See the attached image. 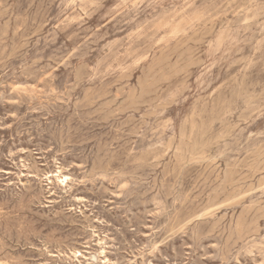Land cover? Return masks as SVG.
<instances>
[{
  "label": "rangeland",
  "instance_id": "rangeland-1",
  "mask_svg": "<svg viewBox=\"0 0 264 264\" xmlns=\"http://www.w3.org/2000/svg\"><path fill=\"white\" fill-rule=\"evenodd\" d=\"M263 155L264 0H0V264H264Z\"/></svg>",
  "mask_w": 264,
  "mask_h": 264
},
{
  "label": "bare ground",
  "instance_id": "bare-ground-1",
  "mask_svg": "<svg viewBox=\"0 0 264 264\" xmlns=\"http://www.w3.org/2000/svg\"><path fill=\"white\" fill-rule=\"evenodd\" d=\"M18 2H19V1H18ZM55 2H56V1H55ZM10 6H11V5H10ZM4 11H5V10H4ZM12 13H13V12H12ZM7 22H8V21H7ZM5 23H6V22H5ZM90 24H91V23H90ZM105 26H106V25H105ZM189 41H190V40H189ZM27 43H28V42H27ZM188 44H189V42H188ZM193 44H194V43H193ZM23 45H24V44H23ZM27 45H29V43H28ZM185 45H186V44H185ZM196 45H197V44H196ZM27 47H28V46H27ZM25 48H26V47H25ZM26 49H27V48H26ZM24 50H25V49H24ZM22 51H23V50H22ZM175 51H176V50H175ZM175 51H174V52H175ZM161 52H162V51H161ZM172 52H173V51H172ZM174 52H173V53H174ZM178 52H179V51H178ZM193 52H194V50H193ZM163 53H164V52H163ZM176 53H177V52H176ZM184 53H188V52L185 51ZM190 53H192V51H191ZM196 54H197V53H196ZM161 55H162V53H161ZM181 55L184 56V54H182V53H181ZM24 56H25V55H24ZM179 56H180V55H179ZM168 57H169V56H168ZM180 57H181V56H180ZM192 57H193V56H192ZM15 58H16V57H15ZM182 58H183V57H182ZM172 59H173V58H172ZM165 60H167V59H165ZM176 60H177V59H176ZM185 60H186V59H185ZM187 60H188V59H187ZM169 61H170V60H169ZM152 62H153V61H152ZM185 62H187V61H185ZM158 63H159V65H160V61H159ZM161 63H162V62H161ZM175 63H176V62H175ZM191 63H192V62H191ZM163 64H164V62H163ZM176 64H177V63H176ZM159 65H158V66H159ZM180 65H181V64H180ZM191 65H192V64H191ZM155 66H156V65H155ZM198 66H199V64H198ZM168 67H169V66H168ZM189 67H193V66H190V64H189ZM176 68H177V67H176ZM183 68H184V67H183ZM187 68H188V67H187ZM162 69H163V68H162ZM173 69H174V66H173ZM173 69H171V71H172ZM188 69H190V68H188ZM79 70H80V69H79ZM147 70H148V69H147ZM154 70H156V69H154ZM59 71H60V70H59ZM171 71H169V72H171ZM77 73H78V72H77ZM77 73H76V75H80V74H77ZM79 73H80V71H79ZM167 73H168V72H167ZM182 73H183V72H182ZM144 74H145V73H144ZM147 74H148V73H147ZM155 74H156V73H155ZM28 75H29V74H28ZM34 75H35V74H34ZM142 75H143V74H142ZM168 75H169V74H168ZM172 75H173V74H172ZM172 75H171V76H172ZM178 75H179V74H178ZM174 76H175V75H174ZM176 76H177V74H176ZM165 77H166V76H165ZM165 77H164V79H165ZM172 77H173V76H172ZM148 78H149V76H148ZM155 79H156V78H155ZM158 79H159V78H158ZM166 79H167V78H166ZM168 79H169V78H168ZM129 80H130V79H129ZM137 80H138V79H137ZM140 80H141V79H140ZM169 80H170V79H169ZM151 82H152V81H151ZM161 84H162V83H161ZM116 85H117V84H116ZM119 85H120V84H119ZM146 85H147V84H146ZM150 85H151V84H150ZM148 86H149V85H148ZM153 86H155V85H153ZM158 86H159V85H158ZM22 87H23V86H22ZM77 88H78V86H77L75 89H77ZM142 88H143V87H142ZM150 88H151V87H150ZM70 89H71V88H70ZM119 89H120V88H119ZM119 89H118V90H119ZM133 89H134V88H133ZM107 90H108V89H107ZM146 90H149V89H146ZM75 91H76V90H75ZM136 91H137V90H136ZM144 91H145V90H144ZM156 91H157V90H156ZM149 92H151V91H149ZM158 92H159V91H158ZM163 92H164V91H163ZM118 93H119V92H118ZM130 93H131V92H130ZM132 93H133V92H132ZM136 93H137V92H136ZM153 93H154V92H153ZM67 95H68V94H67ZM83 95L85 96V94H83ZM111 95H112V94H111ZM147 95H148V94H147ZM152 95H153V94H152ZM132 97H133V96H132ZM138 97H140V96H138ZM146 97H147V96H146ZM83 99H84V98H83ZM104 99H105V98H104ZM119 99H120V98H119ZM127 99H128V98H127ZM144 99H145V98H144ZM117 100H118V98H117ZM133 100H134V98H133ZM157 100H158V99H157ZM83 101H84V100H83ZM126 101H128V100H126ZM110 102H111V101H110ZM114 102H115V101H114ZM124 102H125V101H124ZM139 102H140V101H139ZM141 102H142V101H141ZM151 102H152V101H151ZM153 102H154V101H153ZM82 103H83V102H82ZM111 103H113V102H111ZM144 103H145V102H144ZM144 103H143V104H144ZM146 103H147V102H146ZM102 104H103V103H102ZM135 104H136V103H135ZM147 104H148V103H147ZM153 104H154V103H153ZM168 104H169V103H168ZM111 105H112V104H111ZM119 105H120V104H119ZM151 105H152V104H151ZM105 106H106V104H105ZM105 106H104V107H105ZM129 106H130V105H129ZM146 106H149V105H146ZM140 107H142V106H140ZM156 107H157V106H156ZM158 107H160V106H158ZM101 108H102V107H101ZM101 108L99 107V109H101ZM107 108H109V107L107 106ZM118 108H119V107H118ZM126 108H127V107H126ZM134 108H135V107H134ZM160 108H161V107H160ZM97 109H98V108H97ZM115 109H117V108H115ZM158 109H159V108H158ZM133 110H134V109H133ZM114 111H115V110H114ZM129 111H130V110H129ZM110 112H111V111H110ZM120 112H121V111H120ZM98 113H99V112H98ZM98 113H97V115H98ZM153 113H154V112H153ZM83 114H84V113H83ZM93 114H94V112H93ZM101 114H102V113H101ZM114 114H115V112H114ZM75 115H76V114H75ZM117 115H118V114H117ZM117 115H115V116H117ZM104 116H105V115H104ZM150 117H152V116H150ZM71 118H72V116H71ZM83 118H84V117H83ZM94 118H95V117H94ZM105 118H106V116H105ZM76 119H77V118H76ZM87 119H88V118H87ZM134 119H135V118H134ZM95 121H96V120H95ZM104 121H106V120H104ZM68 122H69V119H68ZM96 122H97V121H96ZM106 122H107V124H108V121H106ZM109 122H110V121H109ZM99 123H100V121H99ZM142 123H144V122H142ZM125 125H126V124H125ZM136 125H137V124H136ZM138 125H139V123H138ZM141 125H142V124H141ZM67 129H68V128H67ZM100 129H101V128H100ZM105 129H106V128H105ZM118 129H119V128H118ZM128 130H129V129H128ZM68 131H69V129H68ZM117 131H118V130H117ZM62 132H63V131H62ZM120 132H121V131H120ZM120 132H119V133H120ZM132 132H133V131H132ZM60 133H61V132H60ZM62 134H63V133H62ZM67 134H68V133H67ZM120 135H122V134H120ZM134 135H135V134H134ZM105 136H106V135H105ZM110 136H111V135H110ZM126 136H127V135H126ZM139 136H140V135H139ZM103 137H104V136H103ZM108 137H109V136H108ZM123 137H124V136H123ZM97 138H98V137H97ZM101 138H102V137H101ZM112 138H113V137H112ZM126 138H127V137H126ZM174 138H175V137H174ZM109 139H110V138H109ZM123 139H124V138H123ZM96 140H97V139H96ZM126 140H127V139H126ZM90 141H92V140H90ZM90 141H89V142H90ZM124 141H125V140H124ZM125 142H126V141H125ZM132 142H133V141H132ZM170 142H171V141H170ZM127 143H128V142H127ZM129 143H130V142H129ZM172 143H173V142H172ZM111 144H113V143H111ZM101 145H102V144H101ZM122 145H123V144H122ZM125 145H126V144H125ZM128 145H129V144H128ZM106 147H108V146H106ZM128 147H129V146H128ZM172 147H173V146H172ZM97 148H98V147H97ZM170 148H171V147H170ZM103 149H104V148H103ZM258 149H259V148H258ZM126 150H127V149H126ZM96 151H97V150H96ZM200 151H201V150H200ZM256 151H257V150H256ZM101 152H102V150H101ZM106 152H107V151H106ZM126 152H127V151H126ZM116 153H117V152H116ZM127 153H128V152H127ZM127 153H126V154H127ZM108 154H109V153H108ZM114 154H115V153H114ZM118 154H119V153H118ZM246 154H247V153H246ZM249 154H250V153H249ZM117 156H118V155H117ZM246 156H248V155H246ZM263 156H264V155H263ZM108 157H109V156H108ZM119 157H120V156H119ZM95 158H96V157H95ZM120 159H121V158H120ZM112 160H113V159H112ZM114 160H115V158H114ZM258 160H259V159H258ZM242 161H243V160H242ZM103 162H104V161H103ZM123 162H124V161H123ZM262 162H263V161H262ZM255 163H256V162H255ZM25 164H26V163H25ZM213 164H216L215 161H214ZM229 164H230V163H229ZM238 164L240 165V163H238ZM98 165H99V164H98ZM116 165H117V164H116ZM118 165H119V164H118ZM235 165H236V164H235ZM259 165H260V164H259ZM113 166H114V165H113ZM122 166H123V165H122ZM226 166H227V165H226ZM233 166H234V165H233ZM255 166H256V165H255ZM103 167H104V166H103ZM211 167H212V166H211ZM238 167H239V166H238ZM238 167H237V169H238ZM261 167H262V164H261ZM97 168H98V166H97ZM100 168H102V167H100ZM217 168H218V167H217ZM217 168H215V169H217ZM221 168H222V167H221ZM221 168H220V169H221ZM224 168H225V167H224ZM94 169H95V168H94ZM209 169H210V168H209ZM215 169H214V170H215ZM248 169H249V168H248ZM59 170H60V169H59ZM214 170H213V171H214ZM232 170H233V169H232ZM98 171H101V170H98ZM98 171H97V172H98ZM219 171H220V170H219ZM221 171H222V170H221ZM32 172H33V171H32ZM211 172H212V170H211ZM255 172H256V171H255ZM262 172H263V171H262ZM35 173H36V172H35ZM69 173H70V172H69ZM209 173H210V172H209ZM215 173H216V172H215ZM215 173H214V174H215ZM219 173H220V172H219ZM260 173H261V171H260ZM204 174H205V173H204ZM235 174H236V173H235ZM237 174H238V173H237ZM241 174H242V172H241ZM32 175H33V174H32ZM42 175H43V174H42ZM46 175H47V174H46ZM216 175H217V174H216ZM231 175H233V174H231ZM239 175H240V174H239ZM246 175L248 176V174H246ZM246 175H245V176H246ZM207 176H208V175H207ZM211 176H212V175H211ZM229 176H230V174H229ZM205 177H206V176H205ZM216 177H217V176H216ZM38 178H40V176H39ZM62 178H63V177H62ZM88 178H89V177H88ZM209 178H210V177H209ZM243 178H244V177H243ZM253 178H254V177H253ZM261 178H262V177H261ZM57 179H58V178H57ZM210 179H211V178H210ZM215 179H216V178H215ZM220 179H221V178H220ZM222 179H223V178H222ZM240 179H241V178H240ZM254 179H255V178H254ZM254 179H253V180H254ZM191 180H192V179H191ZM200 180H201V179H200ZM202 180H203V179H202ZM223 180H224V179H223ZM230 180H231V178H230ZM253 180H252V181H253ZM263 180H264V178H263ZM98 181H99V180H98ZM203 181H204V180H203ZM203 181H201V182L203 183ZM210 181H211V180H209V182H210ZM231 181H232V180H231ZM237 181H238V180H237ZM259 181H260V180H259ZM21 182H22V181H21ZM63 182H65V181H63ZM221 182H222V181H221ZM228 182H229V181H228ZM242 182H243V181H242ZM198 183H199V182H198ZM198 183H197V184H198ZM202 183H201V184H202ZM215 183H216V182H215ZM246 183H247V182H246ZM261 183H262V182H261ZM229 184H230V183H229ZM237 184H238V183H237ZM244 184H245V183H244ZM199 185H200V184H199ZM230 185H231V184H230ZM252 185H253V184H252ZM101 186H102V185H101ZM121 186H122V185H121ZM157 186H158V185H157ZM203 186H204V184H203ZM203 186H202V187H203ZM207 186H208V185H207ZM236 186H238V185H236ZM240 186H241V184H240ZM240 186H239V187H240ZM248 186H249V185H248ZM262 186H263V185H262ZM31 187H32V186H31ZM105 187H106V186H105ZM202 187H201V188H202ZM230 187H231V186H230ZM252 187H253V186H252ZM263 187H264V186H263ZM201 188H200V189H201ZM214 188H215V187H214ZM214 188H213V189H214ZM221 188H222V187H221ZM250 188H251V187H250ZM257 188H258V187H257ZM25 189H26V188H25ZM27 189H28V188H27ZM32 189H33V188H32ZM195 189H196V188H195ZM208 189H209V188H208ZM246 189H247V188H246ZM43 190H44V189H43ZM112 190H113V189H112ZM158 190H159V189H158ZM192 190H193V189H192ZM205 190H206V189H205ZM209 190H210V189H209ZM209 190H208V191H209ZM216 190H217V189H216ZM218 190H219V189H218ZM230 190H231V189H230ZM238 190H239V189H238ZM257 190H258V189H257ZM257 190H256V192H257ZM27 191H29V189H28ZM32 191H33V190H32ZM199 191H200V190H199ZM214 191H215V190H214ZM231 191H232V190H231ZM151 192H152V191H151ZM203 192H204V191H203ZM203 192H202V193H203ZM210 192H211V191H210ZM217 192H218V191H217ZM247 192H248V191H247ZM247 192H246V193H247ZM106 193H107V192H106ZM114 193H115V191H114ZM116 193H117V192H116ZM208 193H209V192H208ZM214 193H216V191H215ZM220 193H221V192H220ZM30 194H31V193H30ZM104 194H105V193H104ZM186 194H187V193H186ZM190 194H191V193H190ZM224 194H225V192H224ZM224 194H223V195H224ZM156 195H157V194H156ZM207 195H208V194H207ZM214 195H215V194H214ZM236 195H237V194H236ZM154 196H155V195H154ZM154 196H153V197H154ZM190 196H191V195H190ZM199 196H201V195L199 194ZM239 196H240V195H239ZM246 196H248V195L246 194ZM142 197H143V196H142ZM192 197H193V196H192ZM192 197H191V198H192ZM203 197H204V196H203ZM208 197H209V196H208ZM233 197H234V195H233ZM242 197H243V196H242ZM204 198H205V197H204ZM34 199H35V198H34ZM199 199H200V198H199ZM207 199H208V198H207ZM233 199H234V198H233ZM239 199H240V198H239ZM241 199H242V198H241ZM28 200H30V197H29ZM80 200H81V199H80ZM191 200H192V199H191ZM195 200H196V199H195ZM201 200H202V199H201ZM223 200H224V199H223ZM234 200H235V199H234ZM237 200H238V199H237ZM23 201H24V198H23ZM30 201H31V200H30ZM152 201H153V200H152ZM155 201H156V200H155ZM211 201H212V200H211ZM231 201H232V200H231ZM261 201H262V200H261ZM217 202H218V201H217ZM183 203H184V202H183ZM202 203H203V202H202ZM219 203H220V202H219ZM219 203H218V205H219ZM239 203H240V202H239ZM252 203H253V202H252ZM263 203H264V202H263ZM29 204H31V203L29 202ZM187 204H188V203H187ZM194 204H195V203H194ZM250 204H251V203H250ZM181 205H182V204H181ZM221 205L223 206V204H221ZM224 205H225V204H224ZM256 205H257V204H256ZM189 206H190V205H189ZM219 206H220V205H219ZM229 206H230V205H229ZM231 206H232V205H231ZM251 206H252V205H251ZM251 206H250V207H251ZM220 207H221V206H220ZM232 207H233V206H232ZM232 207H231V208H232ZM263 207H264V206H263ZM28 208H29V207H28ZM187 208H188V207H187ZM207 208H208V207H207ZM182 209H183V207H182ZM188 209H189V208H188ZM220 209H221V208H220ZM255 209H256V208H255ZM257 209H258V208H257ZM260 209H261V208H260ZM212 210H213V208H212ZM218 210H219V209H218ZM242 210H243V209H242ZM245 210H246V209H245ZM248 210H249V209H248ZM29 211H30V210H29ZM29 211H27V212H29ZM181 211H182V210H181ZM210 211H211V210H210ZM219 211H220V210H219ZM185 212H186V211H185ZM11 213H12V212H11ZM19 213H21V212H19ZM183 213H184V212H183ZM191 213H192V212H191ZM191 213H190V214H191ZM205 213H206V212H205ZM205 213H204V214H205ZM208 213H209V212H208ZM208 213H207V214H208ZM32 214H33V213H32ZM185 214H186V213H185ZM175 215H176V214H175ZM186 215H188V214H186ZM191 215H192V214H191ZM193 215H194V214H193ZM200 215H202V214H200ZM232 215H233V214H232ZM232 215H231V217H232ZM244 215H245V214H244ZM171 216H172V215H171ZM177 216H178V215H177ZM184 216H185V215H184ZM196 216H197V215H196ZM196 216H194V218H195ZM226 216H227V215H226ZM13 217H14V216H13ZM16 217H19V216H16ZM178 217H179V216H178ZM180 217H181V216H180ZM209 217H210V216H209ZM228 217H229V216H228ZM238 217H239V216H238ZM252 217H253V216H252ZM87 218H89V217H87ZM87 218H86V219H87ZM187 218H189V217H187ZM202 218H203V217H202ZM178 219H179V218H178ZM184 219H185V218H184ZM246 219H247V218H246ZM254 219H255V218H254ZM87 220H88V219H87ZM90 220H91V222H92V219H90ZM171 220H173V219H171ZM189 220H190V219H189ZM205 220H206V219H205ZM175 221H176V220H175ZM179 221H180V220H179ZM220 221H221V220H220ZM105 222H106V221H105ZM173 222H174V221H173ZM177 222H178V221H177ZM168 223H169V222H168ZM214 223H215V222H214ZM254 223H255V222H254ZM173 224H174V223H173ZM184 224H185V223H183V225H184ZM190 224H191V223H190ZM246 224H247V223H246ZM258 224H259V223H258ZM171 225H172V224H171ZM248 225H249V224H248ZM248 225H247V226H248ZM256 225H257V224H256ZM177 226H178V225H177ZM195 226H196V225H195ZM219 226H220V225H219ZM245 226H246V225H245ZM0 227H1V226H0ZM174 227H175V226H174ZM174 227H171V228H174ZM182 227H183V226H182ZM1 228H2V227H1ZM92 228H93V227H92ZM192 228H194V227H192ZM195 228H196V227H195ZM195 228H194V229H195ZM199 228H200V227H199ZM201 228H202V227H201ZM217 228H218V227H217ZM237 228H238V227H237ZM244 228H245V227H244ZM251 228H252V227H251ZM26 229H27V228H26ZM174 229H175V228H174ZM181 230H182V229H181ZM205 230H206V229H205ZM211 230H212V229H211ZM244 230H245V229H244ZM261 230H262V229H261ZM172 231H173V230H172ZM172 231H170V232L172 233ZM182 231H183V230H182ZM95 232H96V231H95ZM174 232H175V231H174ZM176 232H177V231H176ZM218 232H219V231H218ZM221 232H222V231H221ZM233 232H234V231H233ZM251 232H252V231H251ZM3 233H4V232H3ZM178 233H179V232H178ZM244 233H245V232H244ZM248 233H249V232H248ZM169 234H170V233H169ZM176 234H177V233H176ZM197 234H198V233H197ZM211 234H212V233H211ZM167 235H168V234H167ZM95 236H97V235H95ZM98 236H99V235H98ZM175 236H176V235H175ZM247 236H248V235H247ZM165 237H166V236H165ZM203 237H204V236H203ZM237 237H238V236H237ZM250 237H251V236H250ZM223 238H224V237H223ZM99 240H100V239H99ZM111 240H112V239H111ZM164 240H165V239H164ZM193 240H194V239H193ZM229 240H230V239H229ZM251 240H252V239H251ZM163 242H164V241H163ZM198 242H199V241L197 240V245H198ZM165 243H166V242H165ZM225 245H226V244H225ZM106 246H107V245H106ZM213 246H214V245H213ZM236 246H237V245H236ZM3 247H4V246H3ZM69 247H70V245H69ZM75 247H76V246H75ZM257 247H258V246H257ZM5 248H6V247H5ZM70 248H71V247H70ZM72 248H74V247H72ZM156 248H157V247H156ZM156 248H155V249H156ZM63 249H64V248H63ZM260 249H261V248H260ZM1 250H2V249H1ZM70 250H71V249H70ZM105 251H106V250H105ZM105 251H104V252H105ZM230 251H231V250H230ZM252 251L254 252V249H253ZM68 252H69V251H68ZM102 252H103V251H102ZM152 252H153V251H152ZM248 252L250 253L249 250H248ZM89 253H90V252H89ZM0 255H1V253H0ZM6 255H7V254H6ZM60 255H61V254H60ZM75 255H76V254H75ZM87 255H88V254H87ZM101 255L103 256V254H101ZM229 255H230V254H229ZM152 256H153V255H152ZM258 256H259V255H258ZM260 256H261V255H260ZM4 257H5V256H4ZM103 257H104V256H103ZM156 257H157V256H156ZM239 258H240V257H239ZM255 258H256V257H255ZM0 259H1V258H0ZM6 259H7V257H6ZM23 259H24V258H23ZM106 259H107V258H106ZM256 259H257V258H256ZM1 260H2V259H1ZM60 260H61V259H60ZM10 261H12V260H10ZM18 261H20V260H18ZM223 261H224V260H223ZM254 261H255V259H254ZM14 262H15V261H14ZM14 262H13V263H14ZM258 262H259V261H258ZM10 263H12V262H10ZM17 263H18V262H17ZM107 263H108V262H107ZM115 263H116V262H115ZM25 264H26V263H25ZM109 264H110V263H109ZM119 264H121V263H119ZM149 264H150V263H149ZM260 264H261V263H260Z\"/></svg>",
  "mask_w": 264,
  "mask_h": 264
}]
</instances>
